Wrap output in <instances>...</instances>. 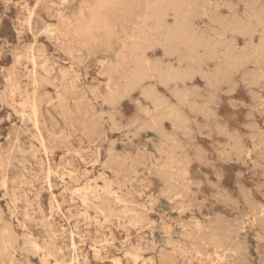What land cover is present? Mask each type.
I'll use <instances>...</instances> for the list:
<instances>
[{
	"label": "rangeland",
	"instance_id": "obj_1",
	"mask_svg": "<svg viewBox=\"0 0 264 264\" xmlns=\"http://www.w3.org/2000/svg\"><path fill=\"white\" fill-rule=\"evenodd\" d=\"M96 1L0 0V264H264V0Z\"/></svg>",
	"mask_w": 264,
	"mask_h": 264
},
{
	"label": "bare ground",
	"instance_id": "obj_2",
	"mask_svg": "<svg viewBox=\"0 0 264 264\" xmlns=\"http://www.w3.org/2000/svg\"><path fill=\"white\" fill-rule=\"evenodd\" d=\"M154 3L148 7V10L140 16V22H145L148 18H154L156 20V29L161 30L164 37H169L176 33V29H170L166 26L165 18L168 13V6L170 5V0H154ZM139 4L137 0H97L96 5L92 9L91 19L81 26V31L84 34H90L92 31L103 30L108 36L111 35L110 25L106 20H104V14L109 13H126L127 9L134 5ZM262 5V4H261ZM33 10V9H32ZM176 16L182 14L181 9L178 6L173 7ZM189 15V14H188ZM30 18V17H29ZM31 19V18H30ZM29 19V20H30ZM134 24V23H133ZM30 25V23H29ZM30 28V27H29ZM177 28V27H176ZM139 36V35H138ZM263 44V43H262ZM33 45V44H32ZM161 48V47H160ZM134 47H130V51L133 52ZM33 56V55H32ZM34 57V56H33ZM179 74V73H178ZM213 79V78H212ZM6 91V90H5ZM75 91V90H74ZM34 120L36 121L35 109H33ZM171 114V113H169ZM101 116V115H100ZM163 118V117H162ZM173 118V117H171ZM153 120V119H151ZM136 121V120H135ZM134 121V122H135ZM133 122V123H134ZM145 128V127H143ZM163 132V131H162ZM169 147V146H168ZM46 155V154H45ZM247 162V161H246ZM48 163V162H47ZM48 166V165H47ZM49 184V183H48ZM134 190V189H133ZM78 192V191H77ZM44 213V212H43ZM100 215V214H99ZM102 215V214H101ZM263 218V217H262ZM255 221V220H254ZM11 234V233H10ZM9 234V235H10ZM13 234V233H12ZM14 237V236H13ZM11 238V237H10ZM12 239V238H11ZM8 241V240H6ZM11 241V240H10ZM16 241V240H15ZM11 243V242H10ZM33 243V242H32ZM6 245V243L4 244ZM12 245V243H11ZM2 246V245H1ZM0 246V247H1ZM7 246V245H6ZM38 247V246H37ZM3 248V247H2ZM1 249V248H0ZM239 250V249H238ZM7 252V249H6ZM25 252V251H24ZM8 254V253H7ZM5 255V254H4ZM3 255V256H4ZM225 255V254H224ZM225 257V256H224ZM225 259V258H224ZM235 260V259H234ZM222 261V260H221ZM13 262V261H12ZM11 262V263H12ZM21 264V263H20ZM70 264H73L71 262Z\"/></svg>",
	"mask_w": 264,
	"mask_h": 264
}]
</instances>
